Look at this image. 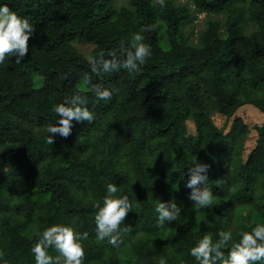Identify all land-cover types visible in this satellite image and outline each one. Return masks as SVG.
<instances>
[{
  "label": "trees",
  "instance_id": "16d2710c",
  "mask_svg": "<svg viewBox=\"0 0 264 264\" xmlns=\"http://www.w3.org/2000/svg\"><path fill=\"white\" fill-rule=\"evenodd\" d=\"M192 1L200 13L225 16L223 26L209 19L196 44L183 33L190 9L168 0L163 9L154 0H0L36 29L20 64L12 56L0 64V264H35L31 248L52 225L88 233L84 264H124L126 246L137 264H159L160 257L197 264L190 250L205 233L215 241L231 230L227 254L242 231L264 224V121L244 161L248 126L235 117L225 132L212 120L215 113L232 119L243 106L264 115V0ZM151 24L156 30L142 35L152 55L140 71L91 72L98 53L108 58ZM79 42L93 46L89 58ZM95 84L118 91L97 101ZM74 92L87 97L96 119L73 121L71 135L56 134L50 145L47 126L59 118L53 106ZM196 159L209 166L200 185L215 197L209 208L189 199ZM109 182L132 204L119 248L96 239L94 205H102ZM170 201L181 214L161 228L155 209ZM241 208L249 209L245 223L237 218ZM48 253L62 264L54 248Z\"/></svg>",
  "mask_w": 264,
  "mask_h": 264
},
{
  "label": "clouds",
  "instance_id": "9594fccd",
  "mask_svg": "<svg viewBox=\"0 0 264 264\" xmlns=\"http://www.w3.org/2000/svg\"><path fill=\"white\" fill-rule=\"evenodd\" d=\"M161 9L165 7V0H157ZM157 24L143 26L138 32L132 34L131 41L125 45L120 42L118 48L107 53L101 51L98 58L89 61L93 74L111 73L121 68L129 73L140 71L143 65L152 55L151 46L145 43L142 33L155 31ZM36 31L29 19L18 16L7 5L0 6V64H4L7 57H15V63L20 64L28 54V42ZM85 83L90 82L88 73L82 77ZM91 91L97 101H111L114 92L118 89H109L100 84L92 85ZM87 105V97L79 92H74L69 99L53 106V111L59 117L54 124L47 126L46 142L54 143L53 137L58 134L63 138L71 135L73 121L92 124L95 113L90 111ZM209 166L198 163L197 159L189 168V180L186 187L191 189L189 199L194 201L197 208H209L215 200L213 192L205 185L208 181L206 175ZM118 187L114 183H107V195L103 203L97 202L94 207L96 239L108 243L114 248H119L123 243L122 232H127L129 227L121 229L130 211L132 204L128 195L117 197ZM155 211L158 213L157 224L163 228L165 222L175 221L181 214V209L174 201L159 202ZM218 239L213 240L211 233H205L196 245L191 248L190 255L195 258L197 264H260L264 261V224H257L251 231H242L239 242L233 243L227 250L222 249L232 240L231 230L219 231ZM88 239V233H78L71 226L52 225L40 234L39 239L31 248L35 264H61L59 258H53L48 253L49 248H54L62 257V264H84L85 251L83 240ZM159 264H167L164 257H160Z\"/></svg>",
  "mask_w": 264,
  "mask_h": 264
},
{
  "label": "rangeland",
  "instance_id": "374dc122",
  "mask_svg": "<svg viewBox=\"0 0 264 264\" xmlns=\"http://www.w3.org/2000/svg\"><path fill=\"white\" fill-rule=\"evenodd\" d=\"M155 3H157V0H154ZM172 2L175 6L181 7H187L190 9L192 16L189 21H187L183 26V33L184 36L191 42L192 44H196L198 41V37L200 34H202L206 30L207 21L209 19H214L218 21L222 26L224 24V18L225 16L223 14L218 15H207L205 13H200L195 9V6L193 4L192 0H168ZM117 5H123L126 6V0H117ZM253 30V27L251 24H249L246 28L247 32H251ZM77 50L86 58H89L93 49V46L84 43L79 42L76 44ZM235 117H239L242 119V121L248 126L249 131L247 133V136L244 139L243 143V160L245 161L248 157L250 151L255 147L256 140H257V132L256 127L260 126L264 121V115L260 113L257 109L250 107V106H243L241 107L232 117V119H226L218 114L213 115V122L214 124L223 130L225 132H228L233 119ZM189 132L195 133L194 131V125L192 123H188ZM249 209L241 208L238 213V221L245 223V220H247V216L249 214ZM121 258L123 260L124 264H137L135 257H133L132 252L128 246L124 247L121 252Z\"/></svg>",
  "mask_w": 264,
  "mask_h": 264
}]
</instances>
